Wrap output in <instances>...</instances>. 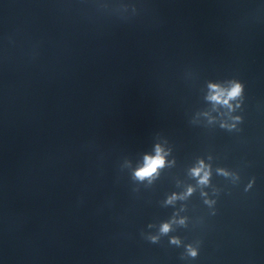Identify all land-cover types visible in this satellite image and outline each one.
<instances>
[{
    "label": "water",
    "instance_id": "obj_1",
    "mask_svg": "<svg viewBox=\"0 0 264 264\" xmlns=\"http://www.w3.org/2000/svg\"><path fill=\"white\" fill-rule=\"evenodd\" d=\"M0 264H264V0H0Z\"/></svg>",
    "mask_w": 264,
    "mask_h": 264
},
{
    "label": "clouds",
    "instance_id": "obj_2",
    "mask_svg": "<svg viewBox=\"0 0 264 264\" xmlns=\"http://www.w3.org/2000/svg\"><path fill=\"white\" fill-rule=\"evenodd\" d=\"M243 92V85L239 82H231L230 87H222L219 84H209V95L207 96V99L212 102L213 106L216 105H222L227 107L229 110L232 109L233 105L230 103L231 101L237 99L241 96ZM235 119H239V117H236ZM222 127H229V125L222 124ZM234 127V125H232ZM166 155L164 149L158 144L155 147V155H145L143 164L138 167L134 171V177L137 180L144 181L148 180L151 182V180L158 174V171L162 169L166 164ZM224 175H227L222 169L218 170ZM190 174L193 178L197 179V182L201 186H206L209 183L211 171L210 166L206 165L203 160H200L197 162V165L190 169ZM194 191V188L192 186H189L185 193L183 194H176L173 193L172 196L168 198L166 203L172 204L177 199H185L187 196L191 195ZM206 195V194H204ZM206 203H211L210 201H206ZM180 223H183V220L179 221ZM171 228L170 223H164L161 225L160 231L162 233L169 232ZM156 238L153 237V240ZM173 243H178L177 240H173ZM189 252L192 256L196 255V252L194 249L189 248Z\"/></svg>",
    "mask_w": 264,
    "mask_h": 264
}]
</instances>
